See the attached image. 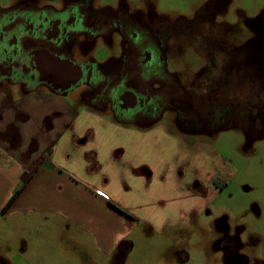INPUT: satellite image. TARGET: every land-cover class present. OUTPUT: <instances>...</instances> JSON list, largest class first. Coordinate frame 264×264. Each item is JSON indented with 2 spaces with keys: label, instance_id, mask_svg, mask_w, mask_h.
<instances>
[{
  "label": "rangeland",
  "instance_id": "374dc122",
  "mask_svg": "<svg viewBox=\"0 0 264 264\" xmlns=\"http://www.w3.org/2000/svg\"><path fill=\"white\" fill-rule=\"evenodd\" d=\"M72 5L81 6L91 32L65 44L76 61L116 71L144 41L158 43L172 84L161 92L166 107L156 121L128 125H164L190 157L162 145L158 179L139 197L141 213L111 204L122 218L105 221L108 232L112 221L119 230L110 254L95 249L84 225L94 231L104 221L72 219L66 204L63 218L1 211L0 264H264V0H0L7 9L0 52L12 51L6 42L32 18L67 21ZM0 90L11 100L23 92L9 83ZM88 94L78 87L68 98L77 106L74 97ZM204 110L219 115L208 131ZM97 113L114 119L109 109ZM215 175L217 186L207 181ZM191 176L197 179L186 183Z\"/></svg>",
  "mask_w": 264,
  "mask_h": 264
},
{
  "label": "crops",
  "instance_id": "0c3cea01",
  "mask_svg": "<svg viewBox=\"0 0 264 264\" xmlns=\"http://www.w3.org/2000/svg\"><path fill=\"white\" fill-rule=\"evenodd\" d=\"M46 91L21 92L18 100H11L0 90V214L22 186L6 213L49 211L63 218L61 209L66 204L72 219L104 221L94 231L84 225L93 234L95 249L110 254L115 247L112 237L119 230L112 221L108 232L105 221L122 218L119 209H141L139 197L158 179L160 157L167 151L162 145H175V156L190 154L162 124L130 126L99 115L83 97H74L75 106L69 93ZM197 152L203 156L202 149ZM215 177L207 181L213 184Z\"/></svg>",
  "mask_w": 264,
  "mask_h": 264
},
{
  "label": "flooded vegetation",
  "instance_id": "af4514ba",
  "mask_svg": "<svg viewBox=\"0 0 264 264\" xmlns=\"http://www.w3.org/2000/svg\"><path fill=\"white\" fill-rule=\"evenodd\" d=\"M72 7L76 9L67 21L32 18L20 36L6 42L14 48L0 52V87L9 83L24 93L47 89L65 94L84 87L89 94L82 99L96 111L109 109L117 121H156L166 107L161 105V92L172 86L163 71L158 43L144 41L142 51H132L116 71H103L94 60L76 61L65 44L91 32L81 6ZM226 82L217 85L222 88ZM204 120L208 131L207 125L217 123L219 115L204 110Z\"/></svg>",
  "mask_w": 264,
  "mask_h": 264
},
{
  "label": "trees",
  "instance_id": "16d2710c",
  "mask_svg": "<svg viewBox=\"0 0 264 264\" xmlns=\"http://www.w3.org/2000/svg\"><path fill=\"white\" fill-rule=\"evenodd\" d=\"M220 178L219 177H215L213 180H212V183L214 185L217 186L218 182H219ZM225 185V184H224ZM23 187L22 188H19L14 194L13 196L9 199V201L7 202V204L5 205V207L3 208L2 212L5 213L11 206L12 204L15 202L16 198L19 196V194L21 193Z\"/></svg>",
  "mask_w": 264,
  "mask_h": 264
}]
</instances>
